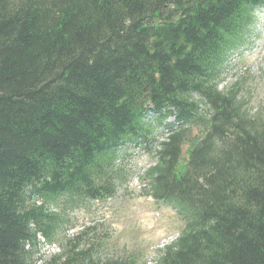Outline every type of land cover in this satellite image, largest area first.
<instances>
[{"label":"trees","instance_id":"obj_1","mask_svg":"<svg viewBox=\"0 0 264 264\" xmlns=\"http://www.w3.org/2000/svg\"><path fill=\"white\" fill-rule=\"evenodd\" d=\"M260 6L0 0V264H32L62 198L112 194L117 152L146 138L149 117L165 133L149 192L185 221L157 264H264V117L237 85L218 89ZM93 254L67 249L41 264H132Z\"/></svg>","mask_w":264,"mask_h":264},{"label":"rangeland","instance_id":"obj_2","mask_svg":"<svg viewBox=\"0 0 264 264\" xmlns=\"http://www.w3.org/2000/svg\"><path fill=\"white\" fill-rule=\"evenodd\" d=\"M256 12L255 27L247 41L230 54L219 88L226 90L237 84L249 114L264 116V10ZM150 159L147 150L140 147L122 149L117 163L125 182L118 186L115 195L106 201H89L78 208L66 209L65 232L50 243L40 237L33 250L32 264H41L43 260L62 254L72 245L67 239L87 226L93 229L79 249L96 245L97 239L103 236L107 241L102 244L101 257L132 253L136 264H154L157 258L154 247L164 238L170 240L177 236L181 225L172 210L141 195L140 176Z\"/></svg>","mask_w":264,"mask_h":264},{"label":"bare ground","instance_id":"obj_3","mask_svg":"<svg viewBox=\"0 0 264 264\" xmlns=\"http://www.w3.org/2000/svg\"><path fill=\"white\" fill-rule=\"evenodd\" d=\"M125 141V140H124ZM123 143V142H122Z\"/></svg>","mask_w":264,"mask_h":264}]
</instances>
